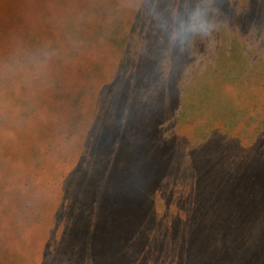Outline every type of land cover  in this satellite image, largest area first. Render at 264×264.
<instances>
[{
  "label": "rangeland",
  "instance_id": "1",
  "mask_svg": "<svg viewBox=\"0 0 264 264\" xmlns=\"http://www.w3.org/2000/svg\"><path fill=\"white\" fill-rule=\"evenodd\" d=\"M0 264H264V0H0Z\"/></svg>",
  "mask_w": 264,
  "mask_h": 264
},
{
  "label": "clouds",
  "instance_id": "2",
  "mask_svg": "<svg viewBox=\"0 0 264 264\" xmlns=\"http://www.w3.org/2000/svg\"><path fill=\"white\" fill-rule=\"evenodd\" d=\"M200 13L196 10H194L192 13L189 14V20L196 23L199 26H203L202 23L199 20ZM191 27L190 23H185L182 28L183 31L186 32Z\"/></svg>",
  "mask_w": 264,
  "mask_h": 264
}]
</instances>
